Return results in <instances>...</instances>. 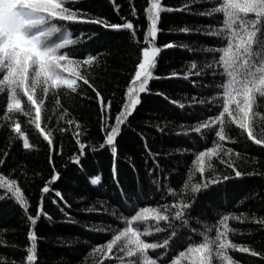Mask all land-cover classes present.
<instances>
[{"label": "snow or ice", "instance_id": "obj_1", "mask_svg": "<svg viewBox=\"0 0 264 264\" xmlns=\"http://www.w3.org/2000/svg\"><path fill=\"white\" fill-rule=\"evenodd\" d=\"M80 3L81 0H0V116L3 117L0 127L9 132L7 150L0 152V170L8 168L13 147L24 152L35 147L16 118L17 114L23 113L29 118L28 123L34 125L47 142L49 151L57 155L60 153L55 150L54 132L67 133L72 128L75 152L68 163L75 168L88 159L89 149L97 154L99 150L110 151L116 157L130 118L138 106H142V94H152L151 82L182 79L190 85L193 95L188 97L187 105L178 100L169 103L182 110L187 108L192 121L181 124L177 135L191 136L196 144L204 145L194 153L195 168L189 170L198 175V180L189 175L173 184L171 172L166 173L161 167L160 154L152 153L146 141L144 149L151 167L146 166L143 178L137 174L135 184L124 185L121 178L127 172L118 170L114 164L116 204L109 211L108 201L97 200L99 207L85 209L89 213L107 214L101 220L105 227L96 230L98 238L104 242L91 248L93 264H243L230 252L264 259V253L234 243L230 238L237 233L230 222L251 221L264 230V218L242 213L221 214L215 208L203 214L196 212L201 196L215 192L221 184L244 175L264 177V172L237 170L236 159L240 153L224 146L232 139L228 131L238 129L247 141L264 149V115L257 110L258 102L264 103V0H188L177 10L202 16L207 23L194 29L182 27L179 32L202 36L207 42L199 47L184 45L197 59L190 61L187 71L172 72L167 77L159 76L154 69L162 50L174 44L158 45L156 41L161 13L174 9L163 5L162 0H147L143 9L146 27L140 37L137 35L140 25L133 19L120 16V22H110L104 16H93L76 7ZM199 4L204 5L203 9L192 12L191 6ZM114 10L119 14L120 6L115 4ZM129 14L137 17L134 5L130 6ZM76 25H97L114 32L126 30L136 45L134 69L124 85L115 113L112 110L115 94L113 98L106 97L93 82V70L99 64L100 54H93L84 47L83 32L73 35L70 29ZM87 89L94 94L92 99L99 109L97 124L103 135L98 145L83 138L80 123L68 118V109L61 108L59 98L61 92L85 97ZM155 95L164 94L156 92ZM49 101L59 110L55 127L42 123ZM60 121L67 127H61ZM184 151L192 153L193 147ZM214 161L234 175L218 171ZM49 162L52 163L51 156ZM132 170L135 171L134 166ZM22 175L25 172L19 165L8 174L0 171L3 192L0 198L13 200L29 225L49 218L45 199L46 195L53 194L52 203L62 202L64 206L59 211L69 222L75 223L65 211L71 205L54 187L61 178L54 164L50 177L39 189L34 214H30L29 201L16 178ZM99 179L91 177V184H98ZM156 234H162L163 239ZM26 239L29 245L21 264H35L37 234L34 228H28ZM0 264H13V261L5 257L0 259Z\"/></svg>", "mask_w": 264, "mask_h": 264}, {"label": "trees", "instance_id": "obj_2", "mask_svg": "<svg viewBox=\"0 0 264 264\" xmlns=\"http://www.w3.org/2000/svg\"><path fill=\"white\" fill-rule=\"evenodd\" d=\"M187 2L188 0H162L163 5L174 10L161 13L158 22L160 31L156 43L163 45L172 42L174 47L163 49L158 56L154 71L161 77H167L172 72L187 71L190 61L197 59L184 49V45L199 47L207 42L202 36L179 32L182 27L194 29L207 23L202 16L177 10ZM115 4L120 6L119 14L114 10ZM133 5L137 10V17H131L129 14L130 6ZM146 5L147 0H81L76 7L93 16H104L110 22H120V16L131 18L134 23H139L137 35L142 37L146 27V14L143 12ZM203 7L202 4L192 5L191 9L192 12H198ZM70 31L73 35L83 32L84 47L93 54H100L99 64L93 70V82L106 97L113 98L115 94L112 109L115 113L119 107L124 85L134 69L136 45L129 39L126 30L114 32L97 25H76ZM150 87L152 94H142V106H138L137 111L130 118L131 123L125 129V140L120 142L118 155L113 157L110 151L104 150H99L97 154L89 149L88 159L75 168L68 163L69 157L75 152L74 141L71 138L72 128H69L67 133L54 132L55 150L60 153L57 155L49 151L47 142L38 134L34 125L28 123L29 118L23 113L17 114L16 118L35 147L29 152L13 147L8 168L0 171L8 174L17 165L24 170L25 175L16 178L19 179L24 196L29 201L30 214H34L40 194L39 189L50 177L54 164L55 169L61 174L54 187L71 205V208L66 207L65 211L71 214L75 223L69 222L68 218L59 211V208L64 206L62 202L52 203L54 194L46 195L45 199V210L49 218L38 219L36 225L27 223L25 214L13 200L0 198V245H7L0 246V259L6 257L9 261H13V264H21L26 247L29 245L26 233L28 228L32 227L37 234L35 264H93L91 248L97 243L104 242L98 238L96 230L105 227L101 220L102 217L106 218L107 214L89 213L85 209L89 206L99 207L95 203L97 200L108 201L109 211L116 204L117 191L114 188L112 175L114 164L118 170L127 172L121 178L126 186L137 182V174L141 178L145 176L146 166L151 167V161L144 149L145 141L152 153L160 154L161 167L166 173L171 172L170 180L173 184L177 181L182 182L189 175H192L194 180H198V175L194 172L190 173L189 170L195 168L192 164L194 153L201 150L204 145L196 144L191 136L177 135L181 131V124L187 125L192 121L189 119L187 108L182 110L169 103L170 100H178L187 105L188 97L193 95L190 85L182 79L173 78L154 80ZM86 91L85 97L61 92L59 95L61 108L66 107L68 118L80 123L84 132L83 138L89 143L98 145L103 135L98 130L97 124L99 109L92 99L94 94L90 89ZM156 92L164 95H155ZM257 110L264 115V103L258 102ZM58 113L55 103L49 101L42 123L46 127H55ZM2 119L3 117L0 116V120ZM59 124L61 127H67L63 121ZM160 128L163 131L158 130ZM228 135L232 139L225 142L224 146L232 147L240 153L239 158L236 159L237 170L243 173L264 172V149L247 141L238 129L228 131ZM141 136L144 139H141ZM8 139V130L0 127V152L7 150ZM208 146H211L210 142ZM189 147H193L192 153L184 151ZM50 156L52 163L49 162ZM145 161H148L147 165ZM214 164L218 171L234 175L218 161H214ZM133 166L135 171L132 170ZM174 168L175 171H172ZM96 176L100 178L99 183L92 185L91 177ZM2 195L3 192L0 190V197ZM213 208L221 214L242 213L258 219L264 218V177L244 175L221 184L215 192L201 196L196 212L203 214ZM230 223L237 229V233L230 237L234 243L244 244L264 253V230H261L258 224L251 221ZM156 235L163 239L162 234ZM230 254L243 261V264H264V259L261 257L238 252H230Z\"/></svg>", "mask_w": 264, "mask_h": 264}]
</instances>
